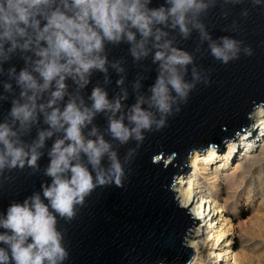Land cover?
I'll use <instances>...</instances> for the list:
<instances>
[{
  "label": "clouds",
  "instance_id": "clouds-1",
  "mask_svg": "<svg viewBox=\"0 0 264 264\" xmlns=\"http://www.w3.org/2000/svg\"><path fill=\"white\" fill-rule=\"evenodd\" d=\"M237 5H250L241 8L242 19L264 12V0H162L158 6L153 0H0V105H8L0 114V187L14 184V173L25 169L48 178L0 212V264H68L58 219L70 223L97 188L124 187L132 172L126 165L145 134L167 127L197 85L211 83L177 37L187 40L195 31L225 65L254 55L234 36L213 39L204 22L217 7L226 20ZM221 30L238 32L240 24L233 19ZM121 45L126 55H113ZM128 57L141 70L150 57L156 73L142 92L147 77L136 72L130 105ZM97 73L102 80H94ZM101 115L104 130L94 123ZM112 141L136 146L121 157ZM125 256L128 264H144ZM151 264L169 261L158 257Z\"/></svg>",
  "mask_w": 264,
  "mask_h": 264
},
{
  "label": "water",
  "instance_id": "water-1",
  "mask_svg": "<svg viewBox=\"0 0 264 264\" xmlns=\"http://www.w3.org/2000/svg\"><path fill=\"white\" fill-rule=\"evenodd\" d=\"M160 2L153 0V6ZM246 6L250 7L230 6L226 20L220 17L217 7L209 11L204 22L213 39L230 35L250 44L255 50L251 57L242 55L239 60L221 64L210 55L208 43L201 42L195 31L187 40L177 37L178 46L193 54L198 68L210 74L211 83L198 84L181 112L169 118L167 127L145 134L135 161L126 165V170L131 168L132 172L124 187L97 188L70 223L58 219L57 227L65 232V245L70 252L68 264H128L125 253L138 256L144 264H151L158 257H167L169 264H185L192 259L194 252L186 245V237L200 220L180 205L172 187L195 151L203 155L206 149L215 148L221 154L226 142L251 130L250 114L254 108L264 106V12L253 10L247 19H242L239 13ZM233 19L239 22L240 30L222 31L230 27ZM126 49V45H121L112 53L126 55ZM127 59L126 103L130 105L134 96L129 82L136 72L142 71L147 77L142 81V92H146L156 73L150 57L143 61L146 70L132 66L131 58ZM191 67L188 66L185 77L188 80ZM94 80L102 77L97 73ZM108 87L111 95L114 83ZM7 107L0 105V114ZM94 123L101 130L107 127L102 115ZM105 139H109L108 135ZM112 143L121 157L128 148L136 146L134 141L124 146ZM39 163L43 168L47 160ZM14 175V184L0 187V212L11 201H22L38 191L41 180L48 179L40 174L29 176L26 169Z\"/></svg>",
  "mask_w": 264,
  "mask_h": 264
},
{
  "label": "rangeland",
  "instance_id": "rangeland-1",
  "mask_svg": "<svg viewBox=\"0 0 264 264\" xmlns=\"http://www.w3.org/2000/svg\"><path fill=\"white\" fill-rule=\"evenodd\" d=\"M259 108L251 130L226 142L221 154L214 148L203 155L195 151L178 177L186 180L183 189L212 201L214 213L192 231L204 243L205 264H264V108ZM191 208L186 209L192 214ZM197 259L194 252L190 264Z\"/></svg>",
  "mask_w": 264,
  "mask_h": 264
},
{
  "label": "bare ground",
  "instance_id": "bare-ground-1",
  "mask_svg": "<svg viewBox=\"0 0 264 264\" xmlns=\"http://www.w3.org/2000/svg\"><path fill=\"white\" fill-rule=\"evenodd\" d=\"M260 106L262 108H264V106H262V105H260ZM260 106L253 109L252 113L250 114V118H249L250 122L252 121L253 118L258 117V112L261 111V108H259ZM182 183L187 184L186 180H184V177H180L178 180L175 181V184L173 185L172 190L176 193L175 197L179 200V202L183 208L189 209L193 205V208H191V212H192V215L194 216V218L196 220H201L202 218L206 219L212 213H214V210L211 211L213 205H212V201L209 197H204L203 195H199L198 193H196V191L192 192V190L188 189V188L183 189L184 186L182 185ZM176 184H177V187H175ZM216 222H217V220H213V223H216ZM214 225L216 226L217 223ZM188 236L186 237V239H187L186 245L188 247H191L194 250V252L197 254V258H199L196 261H194L193 264H205V261L202 259V256L204 253V243L194 239V237H193L194 234L191 232ZM219 236H221V234L218 235V237ZM193 255H194V253H193ZM216 256L218 258L221 257L220 254H216ZM191 260L187 264H190Z\"/></svg>",
  "mask_w": 264,
  "mask_h": 264
}]
</instances>
